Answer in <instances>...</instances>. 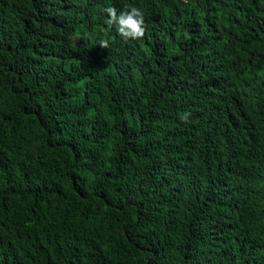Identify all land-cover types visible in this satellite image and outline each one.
I'll list each match as a JSON object with an SVG mask.
<instances>
[{
	"label": "trees",
	"instance_id": "trees-1",
	"mask_svg": "<svg viewBox=\"0 0 264 264\" xmlns=\"http://www.w3.org/2000/svg\"><path fill=\"white\" fill-rule=\"evenodd\" d=\"M0 264H264V0H0Z\"/></svg>",
	"mask_w": 264,
	"mask_h": 264
},
{
	"label": "clouds",
	"instance_id": "clouds-1",
	"mask_svg": "<svg viewBox=\"0 0 264 264\" xmlns=\"http://www.w3.org/2000/svg\"><path fill=\"white\" fill-rule=\"evenodd\" d=\"M108 14V24L115 25L118 34L125 40H139L145 36V20L144 13L136 6L125 7L121 12H117L115 7L105 9ZM100 46L104 49L108 48L107 41H101ZM187 119V115L182 117Z\"/></svg>",
	"mask_w": 264,
	"mask_h": 264
}]
</instances>
